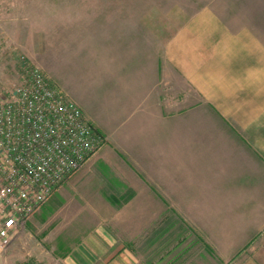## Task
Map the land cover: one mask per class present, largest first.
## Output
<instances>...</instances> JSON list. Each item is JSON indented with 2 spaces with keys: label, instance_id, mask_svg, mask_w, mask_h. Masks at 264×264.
I'll list each match as a JSON object with an SVG mask.
<instances>
[{
  "label": "crops",
  "instance_id": "obj_1",
  "mask_svg": "<svg viewBox=\"0 0 264 264\" xmlns=\"http://www.w3.org/2000/svg\"><path fill=\"white\" fill-rule=\"evenodd\" d=\"M207 13L103 34L98 80L69 77L108 140L53 197L89 208L67 264H264V46Z\"/></svg>",
  "mask_w": 264,
  "mask_h": 264
},
{
  "label": "rangeland",
  "instance_id": "obj_2",
  "mask_svg": "<svg viewBox=\"0 0 264 264\" xmlns=\"http://www.w3.org/2000/svg\"><path fill=\"white\" fill-rule=\"evenodd\" d=\"M154 11L169 14L174 24L217 12L231 32H246L236 42L243 38L252 50L264 46V0H0V96L23 83L29 65L42 69L65 94L73 83L69 77L95 73L98 80L101 47L112 44L102 35L122 33ZM82 175L80 170L69 180ZM67 185L56 193L69 194ZM56 193L25 229L9 232L0 222V264L63 260V236L81 227L69 225L68 218L89 217V208L83 202L74 208L65 198H53ZM76 244L74 239L67 242Z\"/></svg>",
  "mask_w": 264,
  "mask_h": 264
},
{
  "label": "built area",
  "instance_id": "obj_3",
  "mask_svg": "<svg viewBox=\"0 0 264 264\" xmlns=\"http://www.w3.org/2000/svg\"><path fill=\"white\" fill-rule=\"evenodd\" d=\"M42 69L0 96V222L23 230L107 142ZM54 264H67L60 259Z\"/></svg>",
  "mask_w": 264,
  "mask_h": 264
}]
</instances>
